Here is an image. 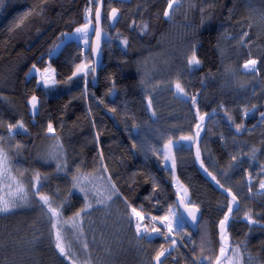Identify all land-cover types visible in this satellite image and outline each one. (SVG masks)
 Here are the masks:
<instances>
[{
	"label": "trees",
	"instance_id": "16d2710c",
	"mask_svg": "<svg viewBox=\"0 0 264 264\" xmlns=\"http://www.w3.org/2000/svg\"><path fill=\"white\" fill-rule=\"evenodd\" d=\"M103 1L107 38L95 88L91 46L84 52L81 42L71 40L50 56L66 33L89 23L90 0H4L0 6V137L14 172L24 173L29 189V179L39 173V190L54 207L64 203L66 220L85 205L73 176H97L106 184L111 179L118 195L108 207H93L83 216L85 237L78 235L81 252L74 256L78 264L86 259L85 242L92 264H214L221 248L218 225L235 203L197 167L196 140L190 144L182 137L195 138L200 116L215 111L204 126L201 158L241 202L228 232L232 249L239 246L242 264H264V119L259 121L264 113V0H175L171 10L172 0ZM114 8L122 18L112 30L107 16ZM193 51L201 63L190 67ZM249 59L258 62L254 71L244 69ZM85 63L88 68L77 72ZM48 65L56 71L52 88L30 75L33 66ZM177 82L187 95L177 91ZM33 96L40 100L35 116L29 103ZM245 110L253 112L245 115ZM20 122L24 129H13L11 136L8 125ZM134 126L140 128L138 136ZM170 140L177 177L190 204L202 211L197 233L183 222L172 227L173 237L149 218L177 210L173 175L158 153ZM50 152L63 157L65 170L48 159ZM37 200L30 192L29 204L0 214V264H70L55 248L51 223ZM88 200L95 206L92 197ZM133 208L144 216L147 233L141 236L130 216ZM69 226L62 228L65 243L77 237ZM154 229L159 232L152 236Z\"/></svg>",
	"mask_w": 264,
	"mask_h": 264
},
{
	"label": "snow or ice",
	"instance_id": "6c2138e0",
	"mask_svg": "<svg viewBox=\"0 0 264 264\" xmlns=\"http://www.w3.org/2000/svg\"><path fill=\"white\" fill-rule=\"evenodd\" d=\"M175 0H172L168 4V9L171 10L173 7V3ZM4 0H0V6H3ZM87 11H91V9H88ZM118 10L113 9L112 10V18L115 19L117 15ZM169 11H166L164 13L165 16H169ZM95 20L97 24L100 21V12L99 10L96 11L95 13ZM91 26V24H85L82 28H77L75 31L76 33H83L87 35L88 29ZM148 29L147 24L142 25V31H146ZM97 37H99L100 32L97 29L96 30ZM125 44H127V41H124ZM201 61L197 58L195 51H193L192 55L188 58V65L190 67L192 66H199ZM257 60L255 59H249L245 65L244 68L248 70H255L256 65H257ZM87 66H80L77 68V72L84 71ZM35 68V66H33ZM47 71V70H46ZM44 79L45 83H55L54 80H51L50 78H45ZM176 89L179 93H182L184 95H187L185 93L184 88L180 85L179 82L176 84ZM192 102L195 103V98H192ZM32 107L35 110L36 108V103H37V98L35 96L32 97ZM149 106H151V100H148ZM114 111V110H113ZM262 116H264V113H261ZM205 116H207V113L204 115L200 116V120L203 121L205 119ZM200 125H197V128H199ZM238 128L241 126H237ZM9 132L13 129H24L23 122H20L18 124H9L8 125ZM47 131L49 133L54 132V128L52 127L51 124L48 125ZM197 136L199 135V132L196 134ZM184 140H189L192 141L195 138L192 136L188 137H182ZM3 137H0V193H3V195H0V213H8L12 211L13 209L17 207H22L26 204H29L30 202V192L32 197H38L37 202L42 206L44 211L47 213L49 222L51 223V228L53 230V235H54V240H55V248L58 250L59 254L66 258L67 260L70 261V264H78V259L74 258L75 253H72L68 246L65 243V238L62 234V228L67 226L69 223H71L72 229L77 230L80 232V234H83V216L87 215L88 211L94 207V204L92 202H89L88 198L92 197V199L95 201L96 205H107L109 201L112 200L113 196L118 195V190L116 189L115 185L111 182V179L108 178V184L107 186L101 188L97 187L96 185L93 184V178L88 175L81 173L77 176L72 177V184L73 188L77 189L80 193L83 194V198L85 199V205L83 208H81L78 212L74 214L69 220H66L63 215V208H64V203H59L55 207L53 204L55 203L53 199L46 195L43 194L39 189L42 187L41 184V177L39 173H37L34 177H31L29 179V183L31 184V188H26L25 184L23 182V177L24 173L20 172V170L17 168L13 170L12 166V161L11 157L9 155V150L4 146L2 143ZM172 141H169V146L172 145ZM17 148L16 155H19L18 149L20 148V145L15 146ZM197 156H199V149H197ZM48 159L53 160L56 162V167L58 170H65L66 169V162L63 161V157L60 156L56 152H50L48 154ZM165 159H168L167 156H165ZM174 165V161H173ZM44 179H47V177H44ZM99 179V178H97ZM219 183V182H217ZM261 188H264V182H261ZM233 202H237V197L235 195L232 196ZM132 214L136 216L139 220H143L144 217L141 215V213L137 212L135 208L132 210ZM199 211L198 208L195 206L192 209L191 216L192 219H196V213ZM232 209L229 207L228 209V214L224 216V219L220 221V229H221V240L224 242L225 246H222L220 248V255L216 259V264H220V260L222 257L226 256V252L228 251L227 248V241H228V236H227V225L229 222V218L231 215ZM175 215V214H173ZM150 219L154 220H168V217H160V218H155V217H149ZM247 219L251 223H256V221L252 220L251 216H248ZM136 230L137 232H141V225L137 223L136 225ZM145 233H147V229H143ZM153 231H158L154 229ZM168 231H172L171 223L168 224ZM175 241H173V244ZM83 250H84V256L86 259L81 260L80 264H92V259L90 253L87 252L88 249V244L84 243L83 244ZM165 250H161L159 255L156 257L157 262H159L160 257L165 254ZM233 255L237 258L241 256L240 253V248L239 246H236L235 248L232 249ZM251 259V257H249ZM229 264H232L231 259H229ZM236 264H240L239 259H237Z\"/></svg>",
	"mask_w": 264,
	"mask_h": 264
},
{
	"label": "rangeland",
	"instance_id": "374dc122",
	"mask_svg": "<svg viewBox=\"0 0 264 264\" xmlns=\"http://www.w3.org/2000/svg\"><path fill=\"white\" fill-rule=\"evenodd\" d=\"M89 23L91 24V26L89 27V29H88V33H87V35H85V34H83V33H76V29L73 31V32H69V33H66V35H65V38H64V40L61 42V43H59L54 49H53V51L50 53V56L52 57V56H56V55H58V53H59V51L61 50V48L63 47V45L66 43V42H68V41H71V40H76V41H79V42H85L86 44H88L87 43V40H88V36H89V34H91V33H93L94 32V30H95V23H94V21H92L91 20V22L89 21ZM89 23H85V24H89ZM85 24H83V25H80L78 28H82ZM105 32V31H104ZM105 38H107V34H105ZM91 46V42H89V47ZM84 66H87V63H85V65ZM93 66V65H92ZM88 67H86V69H87ZM85 69V70H86ZM245 69V68H244ZM47 70V71H46ZM245 70H248V69H245ZM30 75L31 76H36L37 77V79H38V84L39 85H42V86H44V87H48V88H52V87H55L56 86V84H57V82H56V71H55V69L51 66V65H48L47 67H45V68H40V67H38V66H35V68H32L31 69V72H30ZM42 77H45V78H50L51 80H54L55 81V83H45V81H44V79H42ZM36 98H37V103H36V108H35V110L33 109V107H32V103H31V101H32V98H31V100H30V111H31V114L33 115V116H35L37 113H38V111H39V107H40V100H39V98L37 97V96H35ZM253 112V110H245L244 112H243V114H250V113H252ZM264 119V116H262V115H260V120L259 121H261V120H263ZM139 133H140V131H139ZM11 136H13V135H15V133H14V130H12L11 131ZM191 141H189L188 143H190ZM192 143V142H191ZM190 143V144H191ZM9 145V144H8ZM175 145L174 144H172L171 146H169V145H167L166 147H164V148H162V149H160L159 151H158V153H159V156H160V158H161V160H162V163H163V165H164V167L165 168H167V169H170L171 170V172H172V175H173V186H174V189H175V191H176V193H177V195H180V196H182L184 199H185V201L187 202V203H190V197H189V193H188V191H187V189L184 187V185L179 181V179H178V177H177V174H176V169H175V165H173V155H172V150H173V147H174ZM165 156H167L168 157V159H165ZM13 166V165H12ZM60 171V170H59ZM15 173V172H14ZM93 178V184L94 185H96L97 187H101V188H103V187H105V186H107V184H106V182H103V180H102V178L101 177H97L96 176V178H94V177H92ZM97 178H99V179H97ZM23 182H27L24 178H23ZM247 186H248V188H250V185H251V179L250 178H248L247 179ZM25 184V183H24ZM25 187H26V184H25ZM27 188V187H26ZM264 188H261L260 187V190H263ZM75 190H77V189H75ZM78 191V190H77ZM79 192V191H78ZM251 196L253 195L252 194V192H250L249 193ZM0 195H3V193H0ZM89 202H90V200H89ZM111 202H112V200L111 201H109L108 203H107V205L110 203L111 204ZM107 205H96L95 204V206H94V208H97L98 210H99V208H105V207H108ZM111 206V205H110ZM91 210V209H90ZM89 210V211H90ZM100 213H103V211H100ZM117 212H115V214H116ZM0 214H2V213H0ZM114 214V215H115ZM173 214H175V215H173ZM130 216H131V218H132V220H133V224H134V227H135V230H136V225H137V223H139L140 225H141V229H142V231L141 232H137V230H136V233H137V235L138 236H141V235H143L145 232L143 231V229H147V227L145 226V223H144V219L143 220H139L136 216H134L133 214H132V211H130ZM143 216V215H142ZM144 217V216H143ZM162 217H168L169 219L168 220H154V219H152V223H154V225H156V226H160V225H164L165 226V228L166 229H168V224L169 223H171V227H174V225H178V226H181V224L184 222L183 221V219L180 217V215H179V213H178V211L175 209V208H173V209H171L170 210V213H168V214H165V215H162ZM155 218H160V217H155ZM180 218L182 219V221L180 220ZM185 223V222H184ZM186 224V223H185ZM71 227L69 226V230L72 232V235L75 237V236H77V237H75V239L74 240H72V239H70V241H67L66 242V245L68 246V248H69V250L70 251H72V253H78L79 254V252H81V250H79L78 248H76V247H78V246H80L79 245V239H78V235L80 234V232L79 231H73L72 229H70ZM173 230V229H172ZM116 231V230H115ZM155 232L156 231H154V232H152V234L150 233V235H155ZM158 232H159V230H158ZM173 232V231H172ZM113 235V237H115V233H113L112 234ZM168 235L169 236H172L173 237V235L172 234H170V232H168ZM84 237H85V232H84V230H83V234L81 235L80 234V238H82V239H84ZM86 243V242H85ZM175 244H178V241L175 239ZM83 248V247H82ZM74 250V251H73ZM77 254V255H78ZM162 257V256H161ZM160 257V258H161ZM229 259H231V261H232V264H236V261H237V259H239V261H240V264H242L241 263V257H239V258H237V257H235L234 255H233V252L231 251V254H230V256L225 260V261H223L221 264H229Z\"/></svg>",
	"mask_w": 264,
	"mask_h": 264
},
{
	"label": "water",
	"instance_id": "95a60500",
	"mask_svg": "<svg viewBox=\"0 0 264 264\" xmlns=\"http://www.w3.org/2000/svg\"><path fill=\"white\" fill-rule=\"evenodd\" d=\"M114 9H117V8H114ZM99 10L100 12V21L99 23L97 24L96 20H95V15H94V23H95V33H94V39H93V42H92V45H91V59H92V64H93V79H92V87H97L98 85V75H99V71L101 69V66H102V63H103V59H104V42H105V32H104V19H105V3L103 0H101L98 4V7L96 9V11ZM113 10V9H112ZM112 10H110L108 12V23H109V26L112 30L116 29L121 18H122V13L119 9L118 12H117V15H116V18L113 19L112 18ZM95 11V13H96ZM99 30L100 32V35L99 37H97V34H96V30ZM110 99L111 100H114V94L111 93L110 94ZM217 115V112H212L210 114H207V116H205V119L203 121H201L199 119V122L198 124L200 125L199 128H197V126L195 127V130H194V134H195V145H194V155H195V163L197 165V167L200 169L202 175L211 183L213 184L220 192H222L223 194H225L226 196H228L229 198L232 199V196L234 195L230 190H227L226 188H224L220 183H217V179L210 173L207 171V169L205 168L204 164H203V161H202V158H201V153H200V143H201V139L202 137L204 136V133H205V125L209 122V120L216 116ZM197 124V125H198ZM139 131H140V128L139 126H134L133 127V133L135 136H138L139 135ZM197 132H199V135L197 136ZM197 149H199V156H197ZM175 205L177 207V210H178V213L180 215V217L184 220V222L186 223L187 227L193 232V233H197L198 232V228H199V224L201 222V219H202V211L201 209L196 206V205H193V204H190V203H187L185 201V199L180 196V195H177L175 197ZM196 207L199 209V211L196 213V219L193 220L192 219V216H191V212H192V209L193 207ZM241 207V202L240 200L237 198V202H235V206L232 207V212H231V215H230V218H229V222H228V225H227V236H228V232H229V229H230V224L232 222V214L235 213L236 211H238ZM228 214V212L226 213ZM223 220V219H222ZM221 220V221H222ZM218 233H219V236H218V239H219V243H220V246H225L224 245V242L221 240V229H220V223L218 225ZM227 248H228V251L226 252V256L225 257H222L221 260H220V264L225 261L231 254V251H232V247H231V243H230V239H229V236H228V241H227ZM220 255V252L218 254V256ZM214 264H216V261L214 262Z\"/></svg>",
	"mask_w": 264,
	"mask_h": 264
},
{
	"label": "built area",
	"instance_id": "2783aa9c",
	"mask_svg": "<svg viewBox=\"0 0 264 264\" xmlns=\"http://www.w3.org/2000/svg\"><path fill=\"white\" fill-rule=\"evenodd\" d=\"M98 3H99L98 0H90V4L85 11V13L90 17V22H91V20L93 21V19H94V14H95L96 8L98 6ZM88 9H91V11L90 12L87 11ZM92 17H93V19H92ZM93 39H94V34L93 33L89 34L88 40H87L88 44L83 42V43L79 44V47H81L83 49V51L86 52L89 48V42H92Z\"/></svg>",
	"mask_w": 264,
	"mask_h": 264
}]
</instances>
